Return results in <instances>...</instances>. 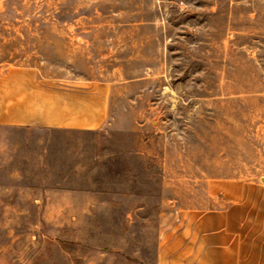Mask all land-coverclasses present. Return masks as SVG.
I'll return each instance as SVG.
<instances>
[{"label":"rangeland","instance_id":"374dc122","mask_svg":"<svg viewBox=\"0 0 264 264\" xmlns=\"http://www.w3.org/2000/svg\"><path fill=\"white\" fill-rule=\"evenodd\" d=\"M10 66L107 87L109 116L0 126V264H158L233 206L264 258V0H0Z\"/></svg>","mask_w":264,"mask_h":264},{"label":"crops","instance_id":"0c3cea01","mask_svg":"<svg viewBox=\"0 0 264 264\" xmlns=\"http://www.w3.org/2000/svg\"><path fill=\"white\" fill-rule=\"evenodd\" d=\"M108 116L105 86L52 85L32 66H10L0 73V126L96 129ZM243 212L233 206L189 217L180 239L159 247L158 264H264L251 248L249 235L240 232ZM209 229L216 230L214 240L206 235Z\"/></svg>","mask_w":264,"mask_h":264}]
</instances>
